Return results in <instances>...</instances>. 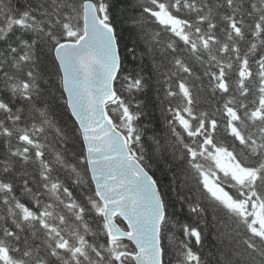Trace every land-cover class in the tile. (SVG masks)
I'll return each instance as SVG.
<instances>
[{
  "label": "snow or ice",
  "instance_id": "snow-or-ice-1",
  "mask_svg": "<svg viewBox=\"0 0 264 264\" xmlns=\"http://www.w3.org/2000/svg\"><path fill=\"white\" fill-rule=\"evenodd\" d=\"M0 264H264V0H0Z\"/></svg>",
  "mask_w": 264,
  "mask_h": 264
},
{
  "label": "trees",
  "instance_id": "trees-1",
  "mask_svg": "<svg viewBox=\"0 0 264 264\" xmlns=\"http://www.w3.org/2000/svg\"><path fill=\"white\" fill-rule=\"evenodd\" d=\"M148 97L151 101L149 112L153 118V123H154L155 129L159 135H164L166 133V125L164 122V117L162 116V114L159 110L158 101L156 100L154 89L148 93ZM204 107H207V105H204ZM153 171L155 172L156 177L159 178L160 182L164 185L165 198L169 201H175L176 200V192L175 191H169L168 186H167L170 179H171V173H168L166 176L165 175L166 170L161 171L157 167H153ZM193 195H195V193H193ZM169 210L172 211L171 208ZM175 210L180 213V218L182 220H188L189 222H192L191 218L188 216V210H187L186 205L184 206L182 212L180 211V205L179 204L176 205Z\"/></svg>",
  "mask_w": 264,
  "mask_h": 264
}]
</instances>
